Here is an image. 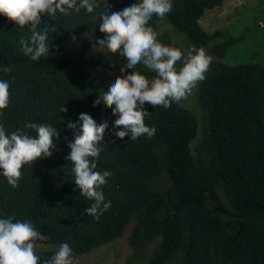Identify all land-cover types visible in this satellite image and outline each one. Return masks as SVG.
I'll return each mask as SVG.
<instances>
[{
	"label": "trees",
	"instance_id": "1",
	"mask_svg": "<svg viewBox=\"0 0 264 264\" xmlns=\"http://www.w3.org/2000/svg\"><path fill=\"white\" fill-rule=\"evenodd\" d=\"M223 1L172 0L166 15L191 48H203L211 57L199 83L200 139L193 148L199 125L185 102L167 109L144 105L151 113L146 126L156 128L151 138L113 135L120 130L113 127L117 116L103 106L102 96L126 61L119 53H89L88 48L103 38L99 23L105 2L120 11L136 0H91L92 13L43 15L37 30H48L49 54L38 61L21 51V39L30 40L29 28L0 15V80L9 84L0 124L6 134L21 129L34 137V130L24 128L29 123L53 125L59 134L50 157L22 167L18 187L0 174V218L30 221L49 237L37 243H67L77 254L116 243L127 230L113 258L123 248L125 255L115 264H264V65L256 59L227 63V49L237 37L201 25L205 11ZM156 20L149 26L158 40L178 48ZM69 32L76 37L67 40ZM134 70L149 79L154 75L142 64ZM97 98L101 104L94 107ZM81 113L97 124L109 122L94 171L111 173L98 189L111 206L98 219L85 212L94 201L80 194L66 159L75 138L67 125L81 123ZM162 173L166 186L157 184ZM55 252L36 250L40 264Z\"/></svg>",
	"mask_w": 264,
	"mask_h": 264
},
{
	"label": "clouds",
	"instance_id": "2",
	"mask_svg": "<svg viewBox=\"0 0 264 264\" xmlns=\"http://www.w3.org/2000/svg\"><path fill=\"white\" fill-rule=\"evenodd\" d=\"M95 6L90 0H0V15L19 28H29L30 40L21 39V51L32 61H38L49 54L48 30H37L43 15L54 17L59 12L68 16L70 10L78 13L81 9L92 13ZM172 8V0H136L120 11H112L105 2L100 13L99 31L103 38L96 40L95 50L119 53L126 61L120 68L121 75L108 85L102 96L103 106L117 116L113 127L120 130L113 135L121 140L130 137L134 141L142 135L154 136L156 128L145 124V117H150L151 113L144 105L167 109L172 103L186 100L206 78L211 57L203 48L193 47L185 56L180 49L162 44L158 40L159 34L149 26L154 16L163 20ZM179 61L183 64L177 70ZM141 64L154 74L151 79L134 70ZM10 71L11 68L4 69L6 73ZM99 104L101 98H97L93 106ZM8 105L9 84L0 80V113ZM61 111L66 112L67 109L62 107ZM79 121V124L67 125L75 130V138L68 144L70 153L66 159L73 165L74 183L80 194L94 201L85 212L98 219L111 206V202H105L102 191L98 190L111 173L94 171L109 122L105 119L97 124L87 113H81ZM24 128L34 130L36 135L33 137L21 129L6 134L3 124H0V174L13 188L18 187L24 165L52 155L54 139L59 135L53 125L29 123ZM47 239L49 237L38 232L30 221L14 222L11 216L0 218V264H40V257L36 254L37 241ZM43 264H73L70 246L62 243Z\"/></svg>",
	"mask_w": 264,
	"mask_h": 264
},
{
	"label": "rangeland",
	"instance_id": "3",
	"mask_svg": "<svg viewBox=\"0 0 264 264\" xmlns=\"http://www.w3.org/2000/svg\"><path fill=\"white\" fill-rule=\"evenodd\" d=\"M200 22L203 28L209 32L220 30L226 36L237 37V41L227 49L225 59L227 63L235 64L241 61H253L256 59L264 65V0H224L218 7L206 10ZM156 23L159 31H168L172 35V41L177 44L178 49L186 56L191 49L190 40L186 34L176 30L169 23L166 16L163 20L157 18ZM71 37L75 38L76 36L72 32H69L67 40ZM96 47L95 42L88 48V52H94ZM182 64L183 61L177 62V70H179ZM198 92L199 84L193 89L186 100L180 101L188 105L199 125L196 136L190 142L191 148L200 139L201 110L197 102ZM157 184L159 186L168 185V179L164 173L158 178ZM127 233L128 231L125 230L123 237L118 242L106 244L89 254L72 252L73 264H115V261L122 260L125 255L124 248L119 253L118 259H114L113 254L123 244ZM41 249H54L58 251L59 246L37 243L36 250ZM121 263L122 261L117 262V264Z\"/></svg>",
	"mask_w": 264,
	"mask_h": 264
}]
</instances>
